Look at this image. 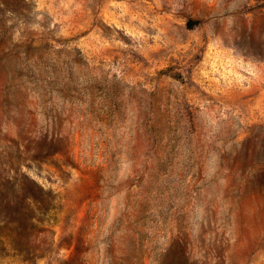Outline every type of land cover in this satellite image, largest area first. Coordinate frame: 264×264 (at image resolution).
Returning <instances> with one entry per match:
<instances>
[{
    "label": "rangeland",
    "instance_id": "1",
    "mask_svg": "<svg viewBox=\"0 0 264 264\" xmlns=\"http://www.w3.org/2000/svg\"><path fill=\"white\" fill-rule=\"evenodd\" d=\"M0 264H264V0H0Z\"/></svg>",
    "mask_w": 264,
    "mask_h": 264
}]
</instances>
